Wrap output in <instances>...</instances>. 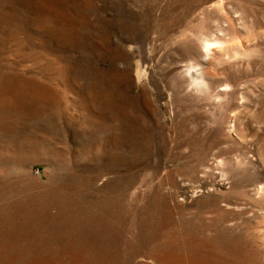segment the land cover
I'll return each instance as SVG.
<instances>
[{"label":"rangeland","instance_id":"rangeland-1","mask_svg":"<svg viewBox=\"0 0 264 264\" xmlns=\"http://www.w3.org/2000/svg\"><path fill=\"white\" fill-rule=\"evenodd\" d=\"M0 264H264V0H0Z\"/></svg>","mask_w":264,"mask_h":264}]
</instances>
